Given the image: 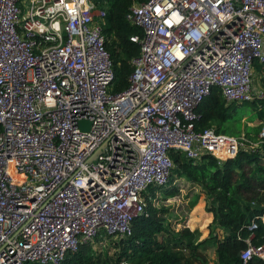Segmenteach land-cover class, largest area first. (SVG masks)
I'll use <instances>...</instances> for the list:
<instances>
[{
  "label": "built area",
  "instance_id": "built-area-1",
  "mask_svg": "<svg viewBox=\"0 0 264 264\" xmlns=\"http://www.w3.org/2000/svg\"><path fill=\"white\" fill-rule=\"evenodd\" d=\"M102 4L0 0V264H60L101 229L131 235L147 188L172 175V148L224 160L264 141V123L254 142L195 129L213 86L228 102L264 99V0L134 1L127 19L143 34L119 92ZM248 241L242 258L264 257Z\"/></svg>",
  "mask_w": 264,
  "mask_h": 264
},
{
  "label": "trees",
  "instance_id": "trees-1",
  "mask_svg": "<svg viewBox=\"0 0 264 264\" xmlns=\"http://www.w3.org/2000/svg\"><path fill=\"white\" fill-rule=\"evenodd\" d=\"M134 1L101 0L108 10L105 32L116 73L114 92L129 85L132 58L140 52V43L131 36L142 35L143 29L127 19ZM254 64L259 71L263 69L264 62L255 60ZM248 101L254 105V115L250 116V120H261L257 125L246 124L245 135L249 142H254L259 140L264 123V99ZM196 112V130L215 125L220 132L242 134L243 129L235 131L223 127L229 121L241 124L245 114L240 110L239 102H228L218 86H213L202 98ZM170 154L175 161L174 173L168 183L156 189L163 190L166 195H174L179 190L175 185L178 177L202 186L213 197L208 208L214 213L216 226L204 238H200L198 228H173L167 215L169 207L155 204L153 197L156 193L152 192L147 196L144 212L133 219V233L114 239L118 253L115 264H122V260L132 264H264V257L259 255L247 260L241 256V251L249 244L248 239L254 244L264 243V221L258 219L264 209V141L254 150L240 148L236 156L224 160L213 154H206L197 160L175 148L170 150ZM246 192L251 195L246 196ZM254 218L259 220V224L250 229L249 224ZM210 247H215L217 256L214 261H210L203 251ZM60 264H102V259L93 242L88 241L81 243L77 250L67 252Z\"/></svg>",
  "mask_w": 264,
  "mask_h": 264
},
{
  "label": "rangeland",
  "instance_id": "rangeland-1",
  "mask_svg": "<svg viewBox=\"0 0 264 264\" xmlns=\"http://www.w3.org/2000/svg\"><path fill=\"white\" fill-rule=\"evenodd\" d=\"M253 78L255 87L264 88V66L263 69L259 71L257 66L254 64ZM253 107V103L248 100L239 103L240 110H243L245 114L241 119V124L243 126L238 121H229L224 123L223 127L233 128L235 131L243 129L241 132L243 134L247 128L246 124H259L261 122L259 118L250 120V116L254 115ZM172 172L174 173V167ZM175 185L179 187V190L174 195H166L163 190L156 189L155 186H149L147 191L156 193L155 197H153L155 204L169 207L167 215L169 216V220L171 221V226L173 228L179 229L185 226H188L191 229L198 228L200 231V238H204L209 234L210 230L214 229L216 226V223L213 222L214 213L208 208L210 203L213 202V197L209 193L205 192L202 186L193 184L188 181L187 178H176ZM197 194L198 196H196ZM250 195L251 194L249 192H246V196ZM218 230L220 231V229ZM105 234V229H101L100 236H97L93 240V244L96 251L101 256L102 264H115L118 253L114 247L113 241L114 239H118L122 236L117 234ZM203 251L210 261L215 260L217 256L215 247H210L208 249H204ZM129 263L132 264L130 261L122 260V264Z\"/></svg>",
  "mask_w": 264,
  "mask_h": 264
},
{
  "label": "water",
  "instance_id": "water-1",
  "mask_svg": "<svg viewBox=\"0 0 264 264\" xmlns=\"http://www.w3.org/2000/svg\"><path fill=\"white\" fill-rule=\"evenodd\" d=\"M82 125L83 126H88L89 125V121L88 120H82Z\"/></svg>",
  "mask_w": 264,
  "mask_h": 264
}]
</instances>
